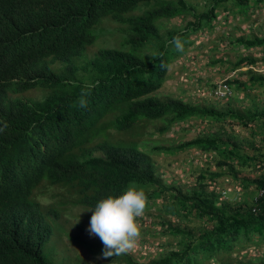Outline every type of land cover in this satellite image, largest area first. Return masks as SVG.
<instances>
[{
    "label": "trees",
    "instance_id": "16d2710c",
    "mask_svg": "<svg viewBox=\"0 0 264 264\" xmlns=\"http://www.w3.org/2000/svg\"><path fill=\"white\" fill-rule=\"evenodd\" d=\"M209 1L199 12L187 0H0V264H53L43 247L53 222L60 226L66 201L44 205L38 192L49 186L67 188L71 202L85 208L132 185L144 188L148 199L173 190V203L182 213L175 208L171 215L210 223L194 229L162 219L161 232L179 235V247L145 259L128 252L104 257L103 242L90 244L114 264H198L255 238L264 240V194L251 204L219 202L217 187L208 190V180L228 174L243 188L264 187V172L250 177L240 168L255 160L253 153L242 151L241 140L219 132L152 145L167 153L200 148L217 154L223 169L199 173L190 193L165 182L141 148L146 135L163 134L190 117H228L245 126V119L255 118L154 94L181 53L170 43L173 37L179 35L186 48L192 32L214 27L218 7L225 8L228 0ZM232 1L236 11L245 13L263 0ZM187 16L181 27L160 25ZM105 20L120 25L119 46L89 55L98 33L107 31ZM238 41L246 48L264 46V35L241 34ZM149 46L151 53L145 51ZM255 62L247 55L232 65ZM250 73L248 82H258L260 74ZM36 89L42 90L40 97L23 96ZM259 154L264 161V152Z\"/></svg>",
    "mask_w": 264,
    "mask_h": 264
},
{
    "label": "rangeland",
    "instance_id": "374dc122",
    "mask_svg": "<svg viewBox=\"0 0 264 264\" xmlns=\"http://www.w3.org/2000/svg\"><path fill=\"white\" fill-rule=\"evenodd\" d=\"M196 5V10L203 12L210 4L209 0H187ZM225 8L218 7L217 16L212 20V29H198L189 35L185 50L175 56L169 65L167 77L161 86L155 91L157 96H172L192 103L215 105L220 108H232L245 114L244 101L246 97L242 84L249 81L250 70L257 74L264 72V46L244 47L238 38L241 34L252 37L253 34L264 35V0L251 5L247 12L236 11L232 0L226 1ZM195 10V11H196ZM190 19L177 17L165 20L160 24L163 29L181 27ZM107 31L99 32L89 55L97 49L105 46H119L121 40L118 23L105 20L102 24ZM145 51L152 52L149 46ZM251 56L256 59L254 64L238 65L233 68V63L243 56ZM229 80V81H228ZM231 85V93L220 96L214 94L222 84ZM248 92V91H246ZM42 90L36 89L26 92V96L40 97ZM264 110L261 107L260 111ZM245 126L240 119L225 118L216 120L208 116H194L170 127L163 134L146 135L141 145L148 152L163 174L165 182L179 185L182 191L190 193L196 186V178L201 172H218L223 168L218 167L219 157L212 150L190 148L185 151L167 153L152 149V145L171 144L177 141L191 139L198 134L212 135L219 132L229 134L241 140L244 148L242 151L254 154L255 160L243 166V170L250 177H259L264 172V161L259 154L264 147V141L257 130L258 121L245 119ZM255 148H259L256 150ZM236 167H239L236 164ZM231 175L219 177L216 181L208 180V190L213 185L218 187L229 184L238 185ZM232 184V185H233ZM230 186V185H229ZM228 186V187H229ZM241 191L239 201L253 202L256 194V186ZM218 192V191H217ZM38 198L46 205L53 203L63 205L60 226L53 222V233L49 241L43 247L46 259L53 264H114L103 256L94 252L90 244L102 242L98 235H90L88 225L92 211L89 208L76 205L71 202L67 188L63 186H49L41 189ZM176 194L169 190L162 194L161 198L148 199L144 213L137 218L141 228V236L136 246L128 251L135 259H145L157 256L167 250L179 247V235L164 234L161 232L162 219L169 218L173 222L187 223L194 229L210 227L206 220L196 219L193 215L184 218L182 214L171 215L170 210L178 208L182 213L179 203H173ZM217 196L219 195L216 193ZM220 196L218 201L220 202ZM222 200V199H221ZM59 206V205H58ZM71 232V233H70ZM70 233V234H69ZM72 234V235H71ZM264 264V240L255 238L247 246H237L234 250L202 259L198 264Z\"/></svg>",
    "mask_w": 264,
    "mask_h": 264
},
{
    "label": "clouds",
    "instance_id": "9594fccd",
    "mask_svg": "<svg viewBox=\"0 0 264 264\" xmlns=\"http://www.w3.org/2000/svg\"><path fill=\"white\" fill-rule=\"evenodd\" d=\"M170 43L174 44L177 51L182 52L185 48L179 35L174 36ZM147 202L144 188L132 185L119 195L101 198L89 208L92 215L88 230L90 235H98L102 240L104 257L124 254L136 246L141 236L137 218L144 213Z\"/></svg>",
    "mask_w": 264,
    "mask_h": 264
},
{
    "label": "crops",
    "instance_id": "0c3cea01",
    "mask_svg": "<svg viewBox=\"0 0 264 264\" xmlns=\"http://www.w3.org/2000/svg\"><path fill=\"white\" fill-rule=\"evenodd\" d=\"M252 74V73H251ZM260 78L258 82H247L244 80V83L242 84L244 89V95L247 96L246 100L244 101V111L245 114L255 115V122L258 121V127L257 130L259 131L260 128H263V130L259 131V134L261 135L262 141H264V110L261 112V107L264 108V72L263 74H260ZM248 91V92H246ZM254 123L250 122L247 124L249 126H252ZM262 152H264V147L262 148ZM233 184V183H232ZM232 184H229L232 186ZM228 185V186H229ZM227 186V187H228ZM239 191H246L251 189V186L248 188H243L241 185L238 186ZM255 191H257L255 189Z\"/></svg>",
    "mask_w": 264,
    "mask_h": 264
},
{
    "label": "built area",
    "instance_id": "2783aa9c",
    "mask_svg": "<svg viewBox=\"0 0 264 264\" xmlns=\"http://www.w3.org/2000/svg\"><path fill=\"white\" fill-rule=\"evenodd\" d=\"M231 93V87L229 84H222L220 85V88L218 90L214 91V94H218L220 96H224L225 94ZM239 185L233 184L232 186L225 187L224 185L217 188V191L220 195V198L222 200L228 201V202H236L239 201ZM264 194V187L257 189V194L254 197V200L257 199L258 196Z\"/></svg>",
    "mask_w": 264,
    "mask_h": 264
}]
</instances>
